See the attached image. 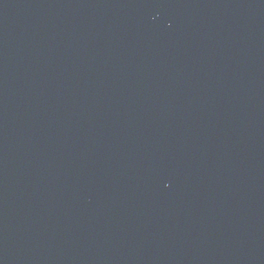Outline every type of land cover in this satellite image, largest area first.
Returning <instances> with one entry per match:
<instances>
[{
  "label": "water",
  "instance_id": "water-1",
  "mask_svg": "<svg viewBox=\"0 0 264 264\" xmlns=\"http://www.w3.org/2000/svg\"><path fill=\"white\" fill-rule=\"evenodd\" d=\"M0 264H264V0H0Z\"/></svg>",
  "mask_w": 264,
  "mask_h": 264
}]
</instances>
